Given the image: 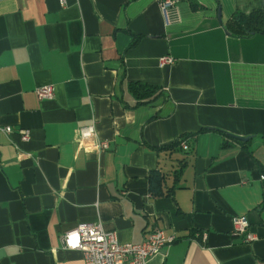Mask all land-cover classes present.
Listing matches in <instances>:
<instances>
[{
  "label": "crops",
  "instance_id": "crops-1",
  "mask_svg": "<svg viewBox=\"0 0 264 264\" xmlns=\"http://www.w3.org/2000/svg\"><path fill=\"white\" fill-rule=\"evenodd\" d=\"M259 2L0 0V264H84L61 241L78 223L174 236L147 264H264V34L225 27ZM129 81L162 94L136 106ZM92 123L107 150L78 140ZM154 169L170 192L150 195Z\"/></svg>",
  "mask_w": 264,
  "mask_h": 264
},
{
  "label": "built area",
  "instance_id": "built-area-1",
  "mask_svg": "<svg viewBox=\"0 0 264 264\" xmlns=\"http://www.w3.org/2000/svg\"><path fill=\"white\" fill-rule=\"evenodd\" d=\"M65 0H60L64 4ZM163 15L173 5L174 0H158ZM172 57L162 56L159 65L171 64ZM34 92L38 99H51L54 96V87L44 84L35 87ZM9 125H0V135L10 134ZM29 130L20 129V139H29ZM78 140L82 144L92 145L100 151L109 148V141L98 136L94 123L78 128ZM183 149L188 148L185 140L180 142ZM232 227L235 234L242 236L243 241L253 238L248 232V221L245 216H234ZM174 240V236H167L160 228H153L147 236L139 242H120L113 232L105 231L100 223H78L72 229L65 231L61 237L65 249L80 251L84 264H147L149 259L158 254L161 248Z\"/></svg>",
  "mask_w": 264,
  "mask_h": 264
},
{
  "label": "trees",
  "instance_id": "trees-1",
  "mask_svg": "<svg viewBox=\"0 0 264 264\" xmlns=\"http://www.w3.org/2000/svg\"><path fill=\"white\" fill-rule=\"evenodd\" d=\"M195 8V5H192ZM225 27L227 31L236 37H248L253 34H264V12L260 2L258 5L252 7L248 12L236 10L231 18L226 21ZM138 40L135 37L131 45ZM126 89L133 99L134 105H141L152 102L162 94V88L147 84L140 81H129L126 83ZM202 131V130H200ZM181 140H187L185 135L175 141L174 145H180ZM243 144L242 141L235 140ZM225 143L222 144L224 146ZM182 148V147H181ZM183 149V148H182ZM186 150V149H183ZM164 177L162 173L157 170H151L148 174V190L152 196H160L170 192L172 189L165 191L163 187Z\"/></svg>",
  "mask_w": 264,
  "mask_h": 264
},
{
  "label": "water",
  "instance_id": "water-1",
  "mask_svg": "<svg viewBox=\"0 0 264 264\" xmlns=\"http://www.w3.org/2000/svg\"><path fill=\"white\" fill-rule=\"evenodd\" d=\"M261 5H262L263 12H264V0H261ZM218 17L220 18V11L219 10H218ZM233 137L235 139L242 140V141L247 140V137H238V136H233Z\"/></svg>",
  "mask_w": 264,
  "mask_h": 264
}]
</instances>
